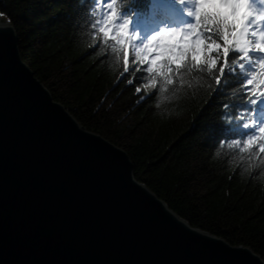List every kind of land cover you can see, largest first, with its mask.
<instances>
[{"label":"trees","instance_id":"obj_1","mask_svg":"<svg viewBox=\"0 0 264 264\" xmlns=\"http://www.w3.org/2000/svg\"><path fill=\"white\" fill-rule=\"evenodd\" d=\"M168 1L176 6L177 20L184 21V9ZM89 7L91 0H0V12L8 14L19 35L23 58L55 99L87 128L124 147L135 176L191 224L248 245L264 258V153L258 152L259 141L245 146V138L224 135L221 122L222 103L241 96L218 92L214 79L198 71L186 75L183 85L174 77L167 99L151 89L137 93L147 63L134 62L131 31L122 33L119 43L109 31L104 44V33L91 27ZM114 9L120 16L122 0ZM92 10L101 18L104 0ZM124 10L135 14L131 27L136 32L140 20L152 24L162 13L153 0H131ZM151 51L139 54L149 59ZM225 91L239 94V87L229 83Z\"/></svg>","mask_w":264,"mask_h":264},{"label":"water","instance_id":"obj_2","mask_svg":"<svg viewBox=\"0 0 264 264\" xmlns=\"http://www.w3.org/2000/svg\"><path fill=\"white\" fill-rule=\"evenodd\" d=\"M0 264H264L195 226L134 174L23 58L0 12Z\"/></svg>","mask_w":264,"mask_h":264},{"label":"snow or ice","instance_id":"obj_3","mask_svg":"<svg viewBox=\"0 0 264 264\" xmlns=\"http://www.w3.org/2000/svg\"><path fill=\"white\" fill-rule=\"evenodd\" d=\"M175 2L184 9L186 19L177 26L160 27L147 40L142 39L131 27V17H135V14L124 10L130 6L131 0H122V11L118 17L114 9L116 0H104L106 11L101 18H95L96 12L92 10L99 8L100 0H91L88 15L94 18L92 29L104 33L106 45L109 31L112 32L114 43L124 39L122 33L131 31L136 53L134 62L147 63L143 69L146 76L140 78L143 87H137V93L151 89L157 92L158 98L167 99L169 86L174 85L176 79L183 85L186 75L194 71L207 73L214 79L218 92L225 96H241L239 100L232 103L225 101L221 105L224 135L245 138V146L255 145L259 141L258 152L264 153V0ZM217 2L231 6L227 15L220 9L206 10L205 5ZM162 3L163 0H153L154 5ZM161 11L165 15L170 14L167 10ZM238 12V21L229 20V16L236 17ZM101 22L107 25L106 29L100 27ZM140 49H152L148 53L151 58L143 59L139 54ZM155 49L162 51L157 52ZM124 71H128L126 52ZM134 71L139 72L141 68L136 67ZM128 83H133V80H128ZM229 83L238 85L239 94L225 91ZM223 143L222 140L221 145ZM240 143V139L235 140V145ZM228 147H233V144L229 143Z\"/></svg>","mask_w":264,"mask_h":264},{"label":"clouds","instance_id":"obj_4","mask_svg":"<svg viewBox=\"0 0 264 264\" xmlns=\"http://www.w3.org/2000/svg\"><path fill=\"white\" fill-rule=\"evenodd\" d=\"M230 5H222L219 2L212 5H205L206 10L215 11L216 9H220L224 15H227L230 11ZM242 11V10H241ZM239 12L236 17L229 16V20L236 19L238 21Z\"/></svg>","mask_w":264,"mask_h":264},{"label":"rangeland","instance_id":"obj_5","mask_svg":"<svg viewBox=\"0 0 264 264\" xmlns=\"http://www.w3.org/2000/svg\"><path fill=\"white\" fill-rule=\"evenodd\" d=\"M164 2H166V0H163V3L160 4L159 6L163 7V8H166L168 12H171V8L167 7L166 4H164ZM172 13L176 14L177 12L176 11H172ZM177 17V16H176Z\"/></svg>","mask_w":264,"mask_h":264}]
</instances>
